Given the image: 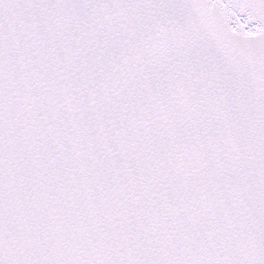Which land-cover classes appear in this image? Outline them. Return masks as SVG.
Here are the masks:
<instances>
[{"label": "snow or ice", "instance_id": "1", "mask_svg": "<svg viewBox=\"0 0 264 264\" xmlns=\"http://www.w3.org/2000/svg\"><path fill=\"white\" fill-rule=\"evenodd\" d=\"M0 264H264V0H0Z\"/></svg>", "mask_w": 264, "mask_h": 264}]
</instances>
